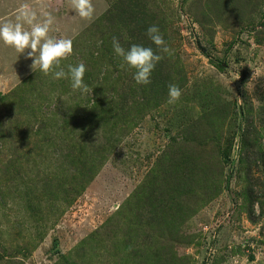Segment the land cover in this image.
Listing matches in <instances>:
<instances>
[{"label": "rangeland", "instance_id": "obj_1", "mask_svg": "<svg viewBox=\"0 0 264 264\" xmlns=\"http://www.w3.org/2000/svg\"><path fill=\"white\" fill-rule=\"evenodd\" d=\"M144 1L179 85L146 109L116 0H0V264H264V3Z\"/></svg>", "mask_w": 264, "mask_h": 264}, {"label": "trees", "instance_id": "obj_2", "mask_svg": "<svg viewBox=\"0 0 264 264\" xmlns=\"http://www.w3.org/2000/svg\"><path fill=\"white\" fill-rule=\"evenodd\" d=\"M262 2L264 3V0H262ZM146 10L147 7L144 0H116L97 21L93 22L104 24V21L106 23V27L109 28L112 33V42H110L109 45L114 49L119 47V49L123 50V45L135 46L137 48L135 49L132 47V50L139 56V62L141 63L140 71L143 76L139 82L135 83L137 87L133 88V93L139 94V98L131 100V108L139 106L141 109H146L148 107L152 108L158 106L159 103L166 99L169 93L176 92L179 87V85H177L171 89L172 83L170 84L171 78L169 77L170 68L166 66L168 62L159 54L162 52L161 44L164 45L163 40H159L162 36L159 35L164 27L163 23L161 20H154V18L149 17ZM121 33L126 35H122ZM75 41L72 43L74 44ZM110 50L111 52L113 51L111 48ZM66 54H68V52H66ZM132 95L135 96L136 94ZM124 99L125 96H123V100ZM101 100L102 99L99 98H95L93 101L91 100V111H97L95 107L98 105L101 107V115H99L98 119L99 122L104 123V126L101 127L102 130L119 129L118 125L120 124L122 113L116 114L111 111V106L113 105L110 104L109 99L108 101L111 106L107 107V103L103 105ZM118 100L120 105L118 106L119 109H116L123 110V107L128 101L123 102L120 98H118ZM139 114L138 112L137 115ZM89 121H91V112ZM243 141L246 140L243 139ZM102 153L104 155L106 154L105 152ZM228 153L229 150H226L224 155L227 156ZM91 157V162H96L95 159L101 162V156L96 158L91 154ZM192 160L193 163L191 162L192 164L189 166L188 171L195 173L196 169L199 170V162H197L194 157ZM92 165L93 164H91V166ZM187 178L189 179V176H187Z\"/></svg>", "mask_w": 264, "mask_h": 264}, {"label": "crops", "instance_id": "obj_3", "mask_svg": "<svg viewBox=\"0 0 264 264\" xmlns=\"http://www.w3.org/2000/svg\"><path fill=\"white\" fill-rule=\"evenodd\" d=\"M51 30V29H50ZM49 31H46L45 29H43L41 32H38L40 34H37L35 33L34 35H37L39 36L38 38L37 37H32V39L34 38L35 40V44H36V41H39V45H35V48H36V51L35 53H37V59L41 58V55L44 54V52L46 51V45H47V42L50 40V35H51V32ZM70 29H68L69 31ZM39 31V30H38ZM63 40L64 41V37L62 36ZM32 39H31V42H32ZM33 40V41H34ZM39 63V61H38ZM37 65V64H35Z\"/></svg>", "mask_w": 264, "mask_h": 264}]
</instances>
